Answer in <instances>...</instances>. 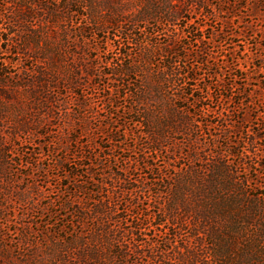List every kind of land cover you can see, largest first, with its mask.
<instances>
[{"label":"rangeland","instance_id":"374dc122","mask_svg":"<svg viewBox=\"0 0 264 264\" xmlns=\"http://www.w3.org/2000/svg\"><path fill=\"white\" fill-rule=\"evenodd\" d=\"M76 1L54 24L35 5L29 27L26 0H0V264H50L53 235L71 232L106 264H218L220 249L264 264V0ZM168 67L162 100L135 103ZM168 93L183 107L170 121ZM195 171L209 187H186Z\"/></svg>","mask_w":264,"mask_h":264},{"label":"trees","instance_id":"16d2710c","mask_svg":"<svg viewBox=\"0 0 264 264\" xmlns=\"http://www.w3.org/2000/svg\"><path fill=\"white\" fill-rule=\"evenodd\" d=\"M6 2L10 4H13V3L15 4V0H5V3ZM26 2L28 6L24 5L26 3L22 4V6H24L23 11L19 12L17 17L21 19L22 21H24L25 25L27 24L26 22H28L29 27H30L31 19L34 16L32 12H34L33 7L35 5L41 8L42 7L45 8L46 12L48 13L49 21H51L54 24L55 22H58L59 20H62V18L65 17L63 16L64 9L66 12L71 11V7L73 6V4L78 3V1L76 0H26ZM53 2L56 3V5ZM24 29L25 30L28 29V25ZM2 32L3 31L1 30L0 33ZM5 32L6 34H8L10 30L5 29ZM30 32H32L31 35H27V34L25 35V38H24L25 44L26 43L28 44L30 42V39H32L33 42L35 41L36 44H38L39 34H37L36 31H30ZM10 34L11 33H9V35ZM46 36L48 37L49 34L47 33ZM1 40H2V43H4V42H8L9 39L5 37ZM27 46L28 45H25L24 48L14 51V53L19 54L21 52H24ZM45 46L46 47L48 46L47 43H45ZM37 47H40V46H37ZM7 64L8 63H4V66L7 67L8 66ZM133 65L134 63L133 62L130 63V61L128 63H121L119 67L113 69V74L117 75V77H119V79L122 80L124 75H128L131 72V67ZM47 74H50V72H45V74L40 73V80H39L40 83L44 81L45 77H46L45 80L48 78ZM185 75H186V78L190 77L188 74H185ZM152 76L153 77L146 76L143 81H140L141 83H139L134 93L135 103L139 104L141 101H144L146 99L150 100L151 98H156V99L159 98V100H162L161 94L164 92H168V89H170V85L173 84L171 80L172 72H171L170 67L166 69L163 68L160 71L152 72ZM5 77L6 75L4 73L0 74V78H5ZM168 94L169 95L167 96V98L163 99V101L169 102L170 104L169 107L167 108L168 115L165 116L166 120L170 121L173 115H176V113H179V111H183V107H181V105L171 104L170 102V101L177 100L178 99L177 96H179V94H177L176 97L171 93H168ZM134 112L138 116V118H141L142 111L140 110V107H138V109L135 110ZM155 114H156V111L150 112V114L148 115L149 117H147V120L148 118L151 120H154L155 118V120L159 124L156 129L151 128V125H152L151 122H150V125L148 126L152 129L151 131L152 138H153L152 144H154L155 146H158V144L161 143V140L167 137L168 133L166 130V126L162 125L160 122V119H161L160 115H157V114L155 115ZM137 120L140 121L141 119H137ZM195 184L197 185L196 186L197 190H200L201 188L205 189L210 186V183L209 181L206 180V177L203 174L202 175L198 174L196 171L194 172L192 176H189V179L185 185L186 187L191 186V188H193ZM215 184L216 183L212 182V185H211L212 188L217 191L220 190V188L216 186ZM230 188L232 187L230 186ZM76 215H78L79 219L84 218V216H81L78 213H76ZM199 217H202L205 220H208L211 218L209 211H205V213L199 214L198 218ZM251 227L252 226L250 225L249 228ZM202 228H203V232H206L210 238H214L216 233H218L216 228L214 229V227H206L205 224H202ZM254 228L257 231L252 236V239L256 243L258 242L262 243V241H264V227L255 226ZM97 231L101 233L106 232V230L101 226H99ZM230 232H231L230 234L231 238H233V236L238 237L239 235H241V233L240 234L238 233L237 227H234L233 230H231ZM95 234H98V232H96ZM52 239L53 240L50 242V244H48V249L46 252V254L48 255V259H43L47 262H50V264H106V260L105 261L102 260L103 262H101L100 260L101 253L95 245L96 237L94 235L92 236V238H88V237L85 238L81 234L71 232L69 233V235H55V236L53 235ZM220 250L212 251L215 253V254L212 253V257L219 259L217 263L218 264H233L231 259H227V255L225 256V254H222L223 252Z\"/></svg>","mask_w":264,"mask_h":264}]
</instances>
